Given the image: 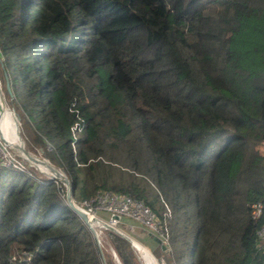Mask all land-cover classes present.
<instances>
[{
	"label": "trees",
	"instance_id": "obj_1",
	"mask_svg": "<svg viewBox=\"0 0 264 264\" xmlns=\"http://www.w3.org/2000/svg\"><path fill=\"white\" fill-rule=\"evenodd\" d=\"M0 80L75 201L168 208L166 264H264V0H0ZM32 173L0 164V264H114L63 183Z\"/></svg>",
	"mask_w": 264,
	"mask_h": 264
},
{
	"label": "built area",
	"instance_id": "obj_2",
	"mask_svg": "<svg viewBox=\"0 0 264 264\" xmlns=\"http://www.w3.org/2000/svg\"><path fill=\"white\" fill-rule=\"evenodd\" d=\"M81 124V120H75L72 123L71 131L73 136L80 129ZM0 164L5 166H12L22 171H27L31 174L26 166H24V164L18 158L13 156L11 152L2 145H0ZM76 202L91 215V218L94 221V223L92 224L95 230V234L93 235L100 247H102L103 243L98 234H96V227L98 225L108 227L106 226V223L115 226H120L119 223H121L123 226H126L128 224L122 222L124 216L130 217L132 220L139 222L144 231L157 235L160 238V242L164 243L167 247L168 234L166 230V215L168 214V212L163 211L162 215L160 216L150 205L145 203L143 199L135 197L129 192L111 189H98L93 195L89 196L88 198H84ZM263 212L264 199H254L250 202V213L252 217H258ZM132 227L133 225L130 224L127 228L132 229ZM119 228H121V226ZM255 233L257 236V245H263L264 222L260 223L256 227ZM139 242L143 244L141 241ZM143 245L146 246L145 244ZM110 248L114 256V258L112 259L113 263L123 264L115 249L112 246ZM134 249L135 248H133V250ZM148 250L151 253L148 255V260L147 255H143V252L138 253L134 250V253L138 257L141 264L165 263L164 257L162 255L160 257H157L149 248ZM100 258L103 264H107L105 261V255L103 254L102 250H100Z\"/></svg>",
	"mask_w": 264,
	"mask_h": 264
},
{
	"label": "rangeland",
	"instance_id": "obj_3",
	"mask_svg": "<svg viewBox=\"0 0 264 264\" xmlns=\"http://www.w3.org/2000/svg\"><path fill=\"white\" fill-rule=\"evenodd\" d=\"M137 28V30H136V33H137V38H136V40H135V42H134V45L135 46H140L143 42H144V28L143 27H141V26H139V27H136ZM0 90H1V92L3 93L2 94V97H3V99H4V102L7 104V106L8 107H10V110H12L11 109V107H14V105L10 102V97L7 95V93H6V91H5V89H4V87H3V85H2V83H1V80H0ZM15 109V108H14ZM16 110V109H15ZM17 111V110H16ZM18 112V111H17ZM15 113V112H14ZM19 114V113H18ZM16 115V114H15ZM6 124V126H7V128L9 129V127H8V125H7V123H5ZM18 131H19V134H20V137H21V139L20 140H22V142H23V144L25 145V147L29 150V151H31V152H33V153H36L37 155H39V156H41V157H46V158H48L47 156H45V155H43V153L41 152V150H40V146L39 145H37V144H35V143H33L32 142V139H31V137H32V134H31V131H30V129H29V127H28V125L21 119V117L19 116V120H18ZM4 139L6 140V142L8 141L6 138H5V135L3 134V133H1L0 132V145H2V146H5L6 148H7V150L8 151H10L11 152V154L13 155V156H15L16 158H18L23 164H24V166H26V168L32 173V171H33V173H35L34 174V177L35 178H40V176H50L51 174V170L46 166V165H44L43 167H42V165H40L41 166V168H43L45 171H46V173L45 172H43V171H41V170H39L38 169V167L35 165V164H33V163H31V162H29L28 160H26V159H24L22 156H21V154L17 151V149H15L14 147H12L11 145H8V144H6V142L4 141ZM5 142V143H4ZM7 143H9V144H16V143H14V142H10V141H8ZM49 159V158H48ZM50 161V160H49ZM52 163V162H51ZM53 164V163H52ZM55 165V164H54ZM57 168H59L60 170H62L63 172H65L61 167H59V166H57V165H55ZM45 167V168H44ZM48 168V172H47V169ZM32 173V174H33ZM66 173V172H65ZM51 177V176H50ZM53 178V177H52ZM62 182V181H61ZM64 185V184H63ZM119 225L121 226V229L122 230H124L125 232H127L128 234H130L131 236H133V237H136V238H138L140 241H142L154 254H155V256H157V257H160V255L164 252L163 251V249L161 248V244L160 243H158L155 239H153L152 238V235H150V234H147V233H143V231L142 232H139L138 230H131V229H129V228H127L128 227V225H126L127 227H125V226H123L121 223H119ZM118 226V225H117ZM120 226H118V227H120ZM104 228V226L103 225H98L97 227H96V234H98V236H99V238L101 239V241H102V243H103V245H102V248H103V250H104V252L107 254L108 253V255L111 257V259H113L114 258V256H113V253H112V251H111V243H109V241H108V236H107V234L105 233V229H103ZM116 232V231H115ZM147 232V231H146ZM117 233V232H116ZM119 234V233H118ZM135 248L134 246H131V248ZM133 248H132V250H133ZM135 250V249H134ZM134 250H133V252H134ZM127 251V250H126ZM135 257L138 259V257L135 255ZM138 261H139V259H138ZM164 261H165V259H164ZM164 264H166V263H164ZM187 264H190L189 262L187 263Z\"/></svg>",
	"mask_w": 264,
	"mask_h": 264
},
{
	"label": "water",
	"instance_id": "obj_4",
	"mask_svg": "<svg viewBox=\"0 0 264 264\" xmlns=\"http://www.w3.org/2000/svg\"><path fill=\"white\" fill-rule=\"evenodd\" d=\"M5 87H6L7 91H8V93L11 96L12 95V91H11V88H10V85H9V82H8L7 79H6V82H5ZM11 109L15 112L16 119L19 120L18 112L14 109V107H11ZM17 133H19V132L17 131ZM18 147H19V151L22 152L23 155L19 151L18 152L21 154V156L24 159L28 160L29 162H30V160H33V161L36 160V161H39V163H41L42 165H46L51 171L54 172L50 176L53 177L54 179H58V180L62 181V183L65 186V199H66V202L84 220V222L88 225V227L90 228L92 233L95 234V230H94L93 224L90 221L92 219L91 215L83 207H81L79 204H77V202L75 201V199L73 197V186H72L71 180L69 179L67 174L65 172H63L62 170H60L59 168H57L54 164H52L51 161H49L48 158L41 157V156L37 155L36 153H33V152L29 151L25 147L23 142L21 144H19ZM106 226H108L109 228H111L112 230L116 231L117 233L122 235L124 238H126L129 241L130 246H134L135 247V252H138V253L142 252L140 247H138L137 244L134 243V240L138 241L136 238H134L133 236H131L130 234H128L127 232H125L124 230H122L121 228H119V227H117L115 225L106 223ZM153 236L158 241H160V238L157 235H153ZM161 247L165 249L166 246H165L164 243H161ZM166 254H168L167 251H166Z\"/></svg>",
	"mask_w": 264,
	"mask_h": 264
},
{
	"label": "bare ground",
	"instance_id": "obj_5",
	"mask_svg": "<svg viewBox=\"0 0 264 264\" xmlns=\"http://www.w3.org/2000/svg\"><path fill=\"white\" fill-rule=\"evenodd\" d=\"M2 94L3 93L0 90V132L5 135V138L8 141L16 143V144L12 145V144L7 143L8 141L6 142V140L4 139L6 144L11 145L15 149H17V151H19L18 146H19V144L22 143V141L20 140L21 137H20L19 133H17V131H18V120L16 119V115H15L14 111L10 110V107H8L7 104L4 102ZM5 123H7L9 129L7 128ZM20 153L22 154V152H20ZM30 162L35 164L39 170L46 173V171L43 168H41L40 165H42V164L39 163V161L30 160ZM43 166L44 165H42V167ZM46 170L48 172V168ZM53 173L54 172L51 171L50 174H53ZM90 221H91V223H94V221L92 219ZM134 243H136L137 246L140 247L141 251L143 252V255H147V260H148L149 259L148 255L151 254L150 251L148 250V248L136 240H134Z\"/></svg>",
	"mask_w": 264,
	"mask_h": 264
},
{
	"label": "crops",
	"instance_id": "obj_6",
	"mask_svg": "<svg viewBox=\"0 0 264 264\" xmlns=\"http://www.w3.org/2000/svg\"><path fill=\"white\" fill-rule=\"evenodd\" d=\"M261 149H263L264 150V144L261 146ZM163 211H166V212H168L169 210H168V208H166L165 210H163ZM163 211H162V213H163ZM169 215V212H168V214L166 215V217ZM161 216V215H160ZM122 222H124V223H127L128 225H130V224H132L133 225V227H132V229L131 230H138L139 232H142L143 231V233L145 232V233H147V234H150V235H152V238L153 239H155L158 243H160L161 244V242L160 241H158L153 235H155V234H153V233H148V232H146V231H144L143 230V228H142V226H141V224L139 223V222H137V221H135V220H132L130 217H127V216H124L123 217V221ZM166 226H167V223H166ZM126 227V226H125ZM136 238V237H135ZM136 239H138V238H136ZM139 240V239H138ZM140 241V240H139ZM142 242V241H141ZM143 243V242H142ZM144 244V243H143ZM167 246H168V244H167ZM162 248V247H161ZM163 249V253L161 254L163 257H164V255H165V252H166V250L164 249V248H162ZM160 255V256H161Z\"/></svg>",
	"mask_w": 264,
	"mask_h": 264
},
{
	"label": "clouds",
	"instance_id": "obj_7",
	"mask_svg": "<svg viewBox=\"0 0 264 264\" xmlns=\"http://www.w3.org/2000/svg\"><path fill=\"white\" fill-rule=\"evenodd\" d=\"M135 238V237H134ZM166 246V245H165ZM167 249V247H165V250Z\"/></svg>",
	"mask_w": 264,
	"mask_h": 264
}]
</instances>
